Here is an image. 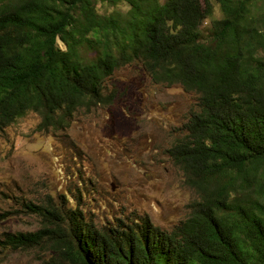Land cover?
Returning a JSON list of instances; mask_svg holds the SVG:
<instances>
[{
    "label": "trees",
    "instance_id": "obj_1",
    "mask_svg": "<svg viewBox=\"0 0 264 264\" xmlns=\"http://www.w3.org/2000/svg\"><path fill=\"white\" fill-rule=\"evenodd\" d=\"M125 67L196 95L165 150L196 197L170 230L25 204L64 231L52 264H264V0H0V133L32 112L62 134L76 111L111 106Z\"/></svg>",
    "mask_w": 264,
    "mask_h": 264
},
{
    "label": "rangeland",
    "instance_id": "obj_2",
    "mask_svg": "<svg viewBox=\"0 0 264 264\" xmlns=\"http://www.w3.org/2000/svg\"><path fill=\"white\" fill-rule=\"evenodd\" d=\"M95 5L99 14L127 10L123 3ZM213 7L212 18L219 19ZM112 81L117 95L110 108L76 111L62 134L37 131L32 112L0 133V264L59 261L64 231L25 207L48 198L96 227L141 217L170 230L188 216L196 196L165 150L195 109L196 95L179 85H155L132 68ZM36 232H42L37 243L7 240Z\"/></svg>",
    "mask_w": 264,
    "mask_h": 264
},
{
    "label": "clouds",
    "instance_id": "obj_3",
    "mask_svg": "<svg viewBox=\"0 0 264 264\" xmlns=\"http://www.w3.org/2000/svg\"><path fill=\"white\" fill-rule=\"evenodd\" d=\"M125 68H130V67H125ZM124 69V68H123ZM122 70V69H121ZM113 80V79H112ZM113 82V81H112ZM110 108V107H109ZM96 109V108H95Z\"/></svg>",
    "mask_w": 264,
    "mask_h": 264
}]
</instances>
